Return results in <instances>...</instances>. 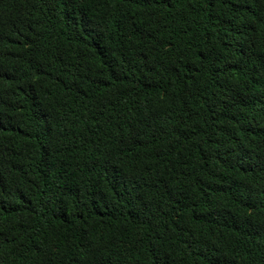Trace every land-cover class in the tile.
Returning a JSON list of instances; mask_svg holds the SVG:
<instances>
[{"label":"trees","instance_id":"trees-1","mask_svg":"<svg viewBox=\"0 0 264 264\" xmlns=\"http://www.w3.org/2000/svg\"><path fill=\"white\" fill-rule=\"evenodd\" d=\"M263 169L264 0H0V264H264Z\"/></svg>","mask_w":264,"mask_h":264},{"label":"clouds","instance_id":"clouds-1","mask_svg":"<svg viewBox=\"0 0 264 264\" xmlns=\"http://www.w3.org/2000/svg\"><path fill=\"white\" fill-rule=\"evenodd\" d=\"M258 167V164H257ZM257 171V181L255 183H252L253 191L251 194L247 197L246 201L248 202H255L254 197L257 193L263 192L264 193V169L263 170H256ZM227 188L231 192V181L227 183ZM230 213V212H229ZM227 213L226 210H219L216 215V221L220 228V230L227 232L228 234L232 235L233 237L236 236L237 232L234 228H236L239 231L247 230L249 227L245 225V222L253 220V217L250 214H243L240 219L232 217L231 213ZM221 235V233H220ZM220 239L225 241L228 245V247L231 249L234 247V245H231V242L235 244L234 241L231 240L228 236H219ZM226 253V250H222L219 248H215L211 250L209 255L202 256L204 259L207 260V262L210 264H215L216 260Z\"/></svg>","mask_w":264,"mask_h":264}]
</instances>
